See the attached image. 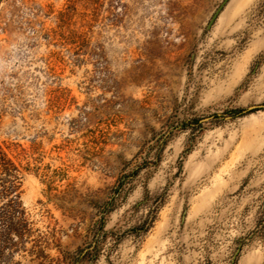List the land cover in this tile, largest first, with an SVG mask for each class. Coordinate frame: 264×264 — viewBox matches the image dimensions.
I'll return each instance as SVG.
<instances>
[{"label":"rangeland","instance_id":"374dc122","mask_svg":"<svg viewBox=\"0 0 264 264\" xmlns=\"http://www.w3.org/2000/svg\"><path fill=\"white\" fill-rule=\"evenodd\" d=\"M0 0V264H264V0Z\"/></svg>","mask_w":264,"mask_h":264},{"label":"water","instance_id":"95a60500","mask_svg":"<svg viewBox=\"0 0 264 264\" xmlns=\"http://www.w3.org/2000/svg\"><path fill=\"white\" fill-rule=\"evenodd\" d=\"M229 0H223L222 3H220L219 7L216 9V11L214 12V14L212 15L208 25H207V29H209L213 23L215 22L216 18L218 17V15L220 14V12L222 11L223 7L227 4ZM259 108H264V104L263 105H259V106H251L249 108H247V111H252L255 109H259Z\"/></svg>","mask_w":264,"mask_h":264},{"label":"trees","instance_id":"16d2710c","mask_svg":"<svg viewBox=\"0 0 264 264\" xmlns=\"http://www.w3.org/2000/svg\"><path fill=\"white\" fill-rule=\"evenodd\" d=\"M3 168V163H1V158H0V170Z\"/></svg>","mask_w":264,"mask_h":264}]
</instances>
